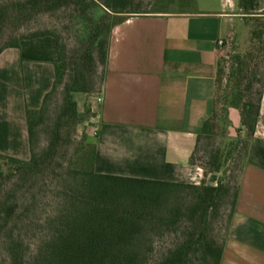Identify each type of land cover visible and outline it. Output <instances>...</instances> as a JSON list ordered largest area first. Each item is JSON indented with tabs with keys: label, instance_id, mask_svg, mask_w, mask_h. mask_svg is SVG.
<instances>
[{
	"label": "trees",
	"instance_id": "obj_1",
	"mask_svg": "<svg viewBox=\"0 0 264 264\" xmlns=\"http://www.w3.org/2000/svg\"><path fill=\"white\" fill-rule=\"evenodd\" d=\"M155 1L159 0L148 3L146 0H24L13 4L10 13L15 18L27 20L41 9L73 6L81 16H87L89 23L72 58L74 61L68 57L59 37L50 31L12 37L0 46L1 53L6 48L19 47L24 39L51 35L62 53V60L56 65L55 82L42 106L27 110L31 158L0 154V159L17 165L7 175L13 180L9 195L24 193V186L28 185L22 203L15 200L0 204V232L18 224L22 214L33 213L30 209L19 211L22 205L39 204L33 188L47 179L38 175L56 171V155L69 141V127L85 117L78 109L75 94L96 96L104 89L115 24L124 19L123 14L148 12ZM5 12L0 8V32H3ZM245 22L248 28L251 26L253 49L245 54L231 51L233 38L226 60L224 63L219 60L213 112L198 135L191 157V163L220 175L218 185L100 174L95 170V143L82 146L86 150L77 147L72 156L79 165L50 181L57 184L53 211L41 219L45 264H221L239 196L240 177L264 100V12L246 17ZM226 63H230V72L222 89ZM70 66L73 73L66 78ZM59 90H62V103L53 108ZM90 109L87 105V112ZM232 109L240 112L242 127L224 146L209 147L216 119H221L227 134L232 133ZM244 130L247 136L241 138ZM42 137L46 138L44 146ZM200 153L203 155L199 157ZM232 158H242L243 162L239 172L228 176ZM28 192L34 196L33 200H25Z\"/></svg>",
	"mask_w": 264,
	"mask_h": 264
},
{
	"label": "crops",
	"instance_id": "obj_2",
	"mask_svg": "<svg viewBox=\"0 0 264 264\" xmlns=\"http://www.w3.org/2000/svg\"><path fill=\"white\" fill-rule=\"evenodd\" d=\"M264 0H159L112 29L103 101L92 110L95 170L104 175L217 186L219 174L191 163L216 92L220 39H236ZM61 48L51 35L0 53V154L31 158L27 110L42 106ZM82 92L75 94L77 95ZM231 135L241 114L230 111ZM95 128L98 134L94 135ZM221 264H264V100L252 138Z\"/></svg>",
	"mask_w": 264,
	"mask_h": 264
},
{
	"label": "rangeland",
	"instance_id": "obj_3",
	"mask_svg": "<svg viewBox=\"0 0 264 264\" xmlns=\"http://www.w3.org/2000/svg\"><path fill=\"white\" fill-rule=\"evenodd\" d=\"M24 1V0H0V8L5 9V15L3 20V32H0V46L9 41L12 37H22L28 36L35 32L50 31L51 33L57 35L60 41L66 46L67 55L69 58H73L76 55V50L83 41V34L85 33L86 25H88L87 16H81L73 6H63L55 10L41 9L33 18L31 19H19L11 15L10 10L13 4ZM151 0H146L148 3ZM98 9V8H96ZM8 14V15H7ZM125 16V14H123ZM86 19V20H85ZM236 39L233 40L231 51H237L239 53L245 54L253 49V43L251 39V26L248 28L244 25L242 28L236 29ZM229 49L224 48L219 60L224 63L225 56ZM74 59V58H73ZM72 59V61H74ZM224 74L222 77V89L226 85V81L230 72V63H226ZM73 73L72 66L67 69L66 78ZM85 94L79 93L77 95V101H79L80 106H82L83 101L81 97H85ZM62 103V90H59L57 99L53 104V108L57 107ZM82 115H85L87 119H84L77 123L76 125L71 124L69 127L70 138L69 141L62 148L61 152L56 155L55 169L56 171H45L40 172L38 177L46 178L47 181L41 182L35 188L33 192L35 193V199L39 201L36 206H26L22 205L19 211H25L30 209L33 213L22 214L21 218L18 220V224L9 225L5 229H1L0 232V264H14L22 262L23 264H45L44 260V246L41 244L42 236L44 235L43 222L41 219L47 217L50 212H52L56 199V184L50 182L55 177L58 178L61 173L66 174L68 170L79 165L73 159V152L78 147L85 149L82 146H86L92 143L91 135V117L92 110L87 112V106H84L81 111ZM223 122L220 118L216 119L214 122V137L209 141V147L216 148L224 146L231 138V134H227L223 130ZM238 132V129H236ZM235 135V134H234ZM241 138H246V131L240 133ZM65 141V140H64ZM42 146L46 144V138L42 137ZM86 150V149H85ZM244 150H242V155ZM200 153L198 156H202ZM243 162L242 158H232L228 164L230 172L228 176L235 175L239 172L240 166ZM17 165L13 164L7 160L0 159V204L1 203H12L15 200L23 202V194L27 193L26 188L28 185L24 186V193L18 194L17 196L9 195L11 191V184L13 180H10L7 175H10ZM41 187L43 189L41 190ZM22 192V191H21ZM25 200H33L34 196L30 192L25 196ZM16 221V220H15ZM14 221V222H15ZM1 224V223H0ZM12 226V227H11Z\"/></svg>",
	"mask_w": 264,
	"mask_h": 264
},
{
	"label": "built area",
	"instance_id": "obj_4",
	"mask_svg": "<svg viewBox=\"0 0 264 264\" xmlns=\"http://www.w3.org/2000/svg\"><path fill=\"white\" fill-rule=\"evenodd\" d=\"M232 38L228 41V42H225L224 40H222V39H220L219 41H218V45H219V47H224V48H226V49H230V46H231V43H232ZM102 93H103V90H102V92H100L98 95H96L97 96V100L99 101V102H102L103 101V95H102ZM98 134V128H95V130H94V135H97Z\"/></svg>",
	"mask_w": 264,
	"mask_h": 264
}]
</instances>
